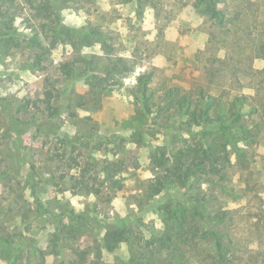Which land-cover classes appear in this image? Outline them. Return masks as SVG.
Here are the masks:
<instances>
[{
    "label": "rangeland",
    "instance_id": "1",
    "mask_svg": "<svg viewBox=\"0 0 264 264\" xmlns=\"http://www.w3.org/2000/svg\"><path fill=\"white\" fill-rule=\"evenodd\" d=\"M62 1L52 0L54 23L66 29L99 26L111 50L100 41L58 43L37 63L39 47L27 39L0 54V229L20 232L26 224L24 238L33 249L18 254L17 264H25L24 254L33 264H68L73 247L88 251L97 264H213L214 240L203 235L205 219L193 217L191 205L204 190L206 214L223 216L207 222L225 237L229 264H264V0H223L239 23L227 26L210 19L195 0ZM8 7L18 30L28 37L39 31L49 49L55 24L42 30L43 21L23 0ZM240 9L243 14L235 15ZM79 56L92 60L88 74H100L117 57L129 60L132 70L114 73L113 84L102 90L85 83L80 70L86 63ZM142 74H152L150 113L137 98ZM51 82L59 109L53 117L44 110ZM170 87L193 96L201 89L222 95L226 110L233 98L243 101L235 109L258 130L249 169L230 165L224 180L196 179L187 186L171 181L159 194L151 189L158 173L152 154L174 155L183 138L194 136L181 128L175 111L163 108ZM82 184L101 192L88 193ZM39 203L44 212L37 214ZM62 227L70 234L62 252L53 253L50 240ZM108 230L124 231L113 251L102 247ZM162 239L164 250L157 252ZM14 254L0 246V264Z\"/></svg>",
    "mask_w": 264,
    "mask_h": 264
},
{
    "label": "trees",
    "instance_id": "2",
    "mask_svg": "<svg viewBox=\"0 0 264 264\" xmlns=\"http://www.w3.org/2000/svg\"><path fill=\"white\" fill-rule=\"evenodd\" d=\"M29 6L30 10L34 11L37 19L42 20L41 29H46L47 24H55L49 27L51 33V45L49 49H45L42 38H40L39 31L35 32L32 37L20 32L15 24L16 16L11 12L8 6H14L16 0H0V3L5 4L0 6V54H7L11 49L18 48L27 39L31 45L39 47V51L35 54V62L41 63L45 58V54L50 51V48L55 47L58 43H69L74 47L92 46L97 42H103L108 50L110 44L106 43L101 36L99 26L89 25L81 29L78 28H64L57 26L54 23L53 17L57 15V7L52 0H23ZM63 0L62 2H68ZM140 1V0H139ZM153 5L157 3L156 0H149ZM223 0H195L197 6L204 5V11L208 17L219 25L227 26L228 24L239 25L234 22L231 16L228 15L227 9L221 6ZM240 16L243 11L240 9L236 11L235 15ZM238 17V16H237ZM259 51L264 53V43H260ZM76 60L85 61V65L81 68L80 74L85 78V83L89 86L105 90L110 83L109 77L116 72H128L132 70V66L124 57L109 58L108 63L104 66L100 74H88L89 65L92 60L86 59L84 56H79ZM64 72L70 69L68 63L64 64ZM91 71V70H90ZM212 73V72H211ZM152 74H142L141 80V103L147 113L151 112V96L148 94V81L151 80ZM51 88L47 91L44 98V110L49 117L58 114V107L53 103L55 84L51 82ZM191 91H181L179 87H170L166 90V105L163 107L166 110L175 111L181 118V128L185 129L191 134L193 138H183L182 147L174 155L167 154L166 151L160 150L154 152L153 170L158 171L154 178L150 181L151 189L159 194L167 183L171 181L177 182L183 186L189 183L193 184L196 179H202L207 183H213L216 180H224L227 177L226 167L235 165L241 170H246L251 167L255 161V151L251 145L258 142V130H251L244 122L245 113L240 109H235L243 102L240 98L235 97L230 102L228 109L224 108L223 96H215L208 90L201 89L197 96H193ZM242 101V102H241ZM218 109V110H217ZM174 114H171V117ZM167 118H170L169 116ZM212 122V123H211ZM211 123V124H210ZM197 126L196 130L195 127ZM242 142L247 144L242 146ZM251 144V145H250ZM249 145V146H248ZM234 158V162L232 160ZM117 172V171H116ZM67 174L61 175L66 177ZM83 181V180H82ZM119 186H121L120 182ZM81 187H87V192L100 193V189L94 190L88 184H82ZM202 195L195 196L191 202L193 217L205 219L204 228L202 231L205 237L211 236L214 240L215 255L212 257L213 264H229L233 261L229 253V246L225 242V237L216 231L211 226L210 222L216 224L223 216L218 212L214 216L206 214L207 206L204 204L207 201L206 191L201 192ZM170 204L163 205V210L169 213L171 210ZM163 211V212H164ZM44 212L43 205L39 203L36 213ZM74 214V209L70 210ZM79 217V216H77ZM210 221V222H207ZM24 230L20 232H10L9 230L0 229V246L8 250V252L15 251L14 255L8 259L7 264H17V255L23 251L29 253L32 251L31 247L27 246L28 242L24 238L27 226L25 224ZM124 233L123 230H108L103 236V246L108 251H113L116 244L120 241V237ZM70 232L65 227L57 228L50 242L53 245V253H61V248L64 246V241H67ZM184 236V233L181 232ZM169 238H171L169 236ZM166 240L162 242L157 241L156 250L160 252L165 245ZM113 243V244H112ZM27 247V248H25ZM102 247L99 248L100 253ZM168 249V248H167ZM75 258L70 260L68 264H97L96 259L89 261L88 251L80 250L78 248L72 249ZM25 256V264H33L30 261V255ZM44 259V255L42 256ZM100 259V254L96 255ZM174 264V262L165 261L163 264ZM61 263H64L62 260Z\"/></svg>",
    "mask_w": 264,
    "mask_h": 264
}]
</instances>
